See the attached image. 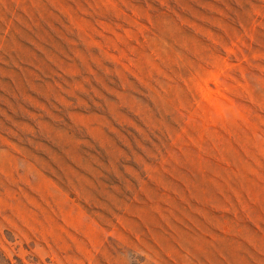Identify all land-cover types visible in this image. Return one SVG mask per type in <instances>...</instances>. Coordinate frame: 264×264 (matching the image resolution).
I'll return each mask as SVG.
<instances>
[{"label": "rangeland", "instance_id": "obj_1", "mask_svg": "<svg viewBox=\"0 0 264 264\" xmlns=\"http://www.w3.org/2000/svg\"><path fill=\"white\" fill-rule=\"evenodd\" d=\"M0 264H264V0H0Z\"/></svg>", "mask_w": 264, "mask_h": 264}]
</instances>
